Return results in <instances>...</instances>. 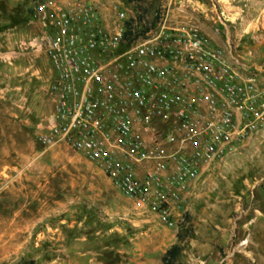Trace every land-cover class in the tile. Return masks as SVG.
<instances>
[{
    "label": "rangeland",
    "instance_id": "374dc122",
    "mask_svg": "<svg viewBox=\"0 0 264 264\" xmlns=\"http://www.w3.org/2000/svg\"><path fill=\"white\" fill-rule=\"evenodd\" d=\"M89 1L105 16L127 10L135 36L164 14L208 29L244 62L239 72L264 83V0ZM32 4L0 0V264H160L173 244L182 245L174 264H264V128L206 167L183 194L176 227L163 226L79 153L36 142L52 71L31 47L46 34Z\"/></svg>",
    "mask_w": 264,
    "mask_h": 264
},
{
    "label": "built area",
    "instance_id": "2783aa9c",
    "mask_svg": "<svg viewBox=\"0 0 264 264\" xmlns=\"http://www.w3.org/2000/svg\"><path fill=\"white\" fill-rule=\"evenodd\" d=\"M52 71V109L37 132L94 164L135 211L176 227L202 171L264 128V85L245 76L193 23L135 18L89 0H33ZM130 32V34H128Z\"/></svg>",
    "mask_w": 264,
    "mask_h": 264
},
{
    "label": "crops",
    "instance_id": "0c3cea01",
    "mask_svg": "<svg viewBox=\"0 0 264 264\" xmlns=\"http://www.w3.org/2000/svg\"><path fill=\"white\" fill-rule=\"evenodd\" d=\"M198 28H199V26L198 25H196ZM200 29V31H202V33H204V35H206L210 40H211V42L210 43H212L213 45H215V46H217V43L219 42V40H218V38L214 35V33H212L210 30H208V29H205V28H199ZM219 47V46H218ZM250 51H252L253 52V55L254 56H256V57H258V52H257V50L255 49V48H253V49H251ZM228 60H229V62L233 65L234 64V66L236 67V69H238L239 67L240 68H244V67H246V65L244 64V62H242L241 60H239V59H237L236 57H234L233 56V53H232V51H231V48L229 49V51H228ZM256 63H252V64H250L249 66H247V68H250L251 69V67H253L252 69L253 70H257V71H262L259 67H257L256 65H255ZM239 70V69H238ZM241 71V70H240ZM254 71H252V70H247V74H244L243 72V75H245V76H254L255 78H256V80H257V82L260 84V85H264V83H262L261 82V80L262 79H260L258 76L259 75H261L260 73H258V75L257 74H254L253 73ZM160 263H161V261H160Z\"/></svg>",
    "mask_w": 264,
    "mask_h": 264
},
{
    "label": "trees",
    "instance_id": "16d2710c",
    "mask_svg": "<svg viewBox=\"0 0 264 264\" xmlns=\"http://www.w3.org/2000/svg\"><path fill=\"white\" fill-rule=\"evenodd\" d=\"M32 12V10H30ZM130 34V32H128ZM182 251V245L173 244L171 245L162 255L160 264H174L178 255Z\"/></svg>",
    "mask_w": 264,
    "mask_h": 264
}]
</instances>
